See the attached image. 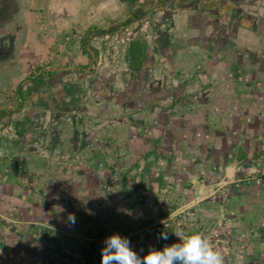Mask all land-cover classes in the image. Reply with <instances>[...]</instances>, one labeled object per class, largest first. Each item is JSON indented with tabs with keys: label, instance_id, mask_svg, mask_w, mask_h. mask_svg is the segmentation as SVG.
Returning a JSON list of instances; mask_svg holds the SVG:
<instances>
[{
	"label": "rangeland",
	"instance_id": "374dc122",
	"mask_svg": "<svg viewBox=\"0 0 264 264\" xmlns=\"http://www.w3.org/2000/svg\"><path fill=\"white\" fill-rule=\"evenodd\" d=\"M168 4L179 3L0 0V109L18 105L20 85L26 101L22 112L0 119V264H101L104 240L113 234L127 237L143 257L197 232L211 237L223 264H264L262 94L253 98L254 113H225V143L214 140L218 123L212 121L213 130L194 133L193 143L178 149L169 133L160 141V131L150 127L138 133L120 128L119 122L134 113H109L112 159H87L94 149L99 152V144H88L91 151L82 155L73 141L65 142L59 158L73 170L66 185H55L62 180L52 175L57 164L52 147L41 149L40 95L56 90L64 70L113 79L123 74L134 81L136 46L160 39L154 14ZM139 6L150 13L147 19L108 39L90 38L95 28L124 23ZM83 52L90 58L86 69L74 60ZM209 79L218 83L214 76ZM244 82L264 87L259 80ZM23 214L27 218L16 222L14 217ZM163 232L168 239L161 238Z\"/></svg>",
	"mask_w": 264,
	"mask_h": 264
},
{
	"label": "crops",
	"instance_id": "0c3cea01",
	"mask_svg": "<svg viewBox=\"0 0 264 264\" xmlns=\"http://www.w3.org/2000/svg\"><path fill=\"white\" fill-rule=\"evenodd\" d=\"M178 3L174 8L168 4L156 10L154 18L160 27L157 30L160 39L149 45L145 40L137 44L139 58L134 81L123 74L116 79L115 74L113 79L64 70L58 76L56 90L40 95L41 103L36 110L40 114V145L43 150L52 147L57 163L52 175L57 181L62 180L55 185L63 182L66 185V179L73 176V170L59 158L67 141H73L82 155L87 148L91 151V145L99 144V152L94 149L92 156L85 155L90 161L112 159L114 126L107 118L109 113H134L119 122L120 128L138 133L141 128L150 127L160 131L156 138L160 141H166L169 133V142L177 149L193 143L194 133L213 130L212 121L218 123L214 140L225 143L227 136L223 130L228 123L225 113H254L253 98L256 93L264 96V87L244 81L264 82V0H178ZM144 9L147 15L143 19H147L150 13ZM135 10L126 21L132 19ZM90 38L99 41L104 36ZM97 49L93 45L92 50ZM153 50L158 51L152 53ZM89 59L85 52L74 58L80 69H86L84 65ZM210 76L217 78L216 85L209 83ZM39 83L44 84L43 80ZM102 87L105 89L101 90ZM93 113L95 116L91 118L89 114ZM33 122L36 125L37 121ZM32 130L33 126L28 139H32ZM136 137V143H140ZM21 217L27 218L23 214L14 219L18 222Z\"/></svg>",
	"mask_w": 264,
	"mask_h": 264
},
{
	"label": "clouds",
	"instance_id": "9594fccd",
	"mask_svg": "<svg viewBox=\"0 0 264 264\" xmlns=\"http://www.w3.org/2000/svg\"><path fill=\"white\" fill-rule=\"evenodd\" d=\"M68 220L75 224V215L69 214ZM161 238L168 239L167 232L161 233ZM101 264H223V257L212 247L211 237L200 232L162 250H150L143 257L133 250L127 237L113 234L104 240Z\"/></svg>",
	"mask_w": 264,
	"mask_h": 264
},
{
	"label": "trees",
	"instance_id": "16d2710c",
	"mask_svg": "<svg viewBox=\"0 0 264 264\" xmlns=\"http://www.w3.org/2000/svg\"><path fill=\"white\" fill-rule=\"evenodd\" d=\"M147 15V12H145V9L143 7H139L135 10L132 19L126 21L125 23H123L121 25V27H128L131 23L141 20L143 18H145ZM118 25H114L108 28H102V29H98V30H94L92 37H97V36H105L108 34H111L117 30H119L121 28ZM18 105L13 108V109H0V119L4 118V117H8L11 118L14 114L19 113L23 110V108L25 107V98L23 96V94L21 93V87L18 89Z\"/></svg>",
	"mask_w": 264,
	"mask_h": 264
}]
</instances>
